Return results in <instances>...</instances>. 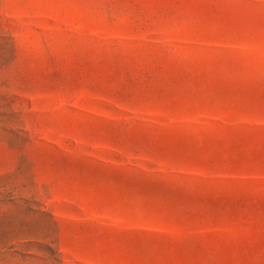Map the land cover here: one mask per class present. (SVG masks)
<instances>
[{
  "label": "rangeland",
  "instance_id": "rangeland-1",
  "mask_svg": "<svg viewBox=\"0 0 264 264\" xmlns=\"http://www.w3.org/2000/svg\"><path fill=\"white\" fill-rule=\"evenodd\" d=\"M0 264H264V0H0Z\"/></svg>",
  "mask_w": 264,
  "mask_h": 264
}]
</instances>
